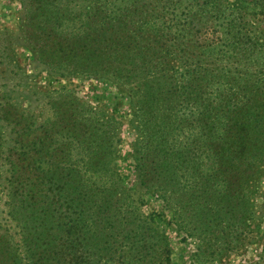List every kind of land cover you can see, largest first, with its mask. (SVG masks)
<instances>
[{
  "label": "rangeland",
  "instance_id": "374dc122",
  "mask_svg": "<svg viewBox=\"0 0 264 264\" xmlns=\"http://www.w3.org/2000/svg\"><path fill=\"white\" fill-rule=\"evenodd\" d=\"M102 2L104 0H101V4ZM172 3L180 9L173 15L165 13L162 0L152 5L154 10L150 0H137L135 3L131 0H113L110 2L112 5L107 1L102 6L105 8L106 4L113 13L120 7L124 10L120 17L125 18L128 13L127 22L131 23V19H134L135 28L140 24L143 26L139 30L144 32L138 36L142 40L141 47L149 43L152 36L150 33L163 32L169 37L175 36L176 39L184 41L179 46H188L190 58L195 61L200 56V48L185 42L188 31L196 30L188 26V22H184L186 18L183 8L187 7L189 0H172ZM210 5L213 6L208 9L210 12L198 11L190 20L196 22L199 17L204 20L207 30L204 32L205 51L210 48L212 55L207 60L214 63L216 72L213 73L221 71L223 78L220 79L219 74H214L215 82L211 83V78L203 85L205 89L214 91L213 94H216L218 87L221 90L219 97L227 96L232 101L235 100L236 104L230 112L235 115L240 111V105L260 102L264 95L256 92L264 90V0H214ZM97 7L98 0H70L66 12L71 19L64 23L72 26L76 32H85L88 27L94 26L97 27V33L104 18L103 13L93 14ZM216 7L221 13L217 14ZM157 11L161 13L158 17ZM115 16L117 17L116 14ZM179 18L183 21L180 22ZM116 20L118 21V17ZM27 21L26 0H0V234H12L15 241L20 239L21 229L16 225H23L29 220L31 206L27 207L28 203L44 206L45 209L58 207L61 203L64 207L59 211L63 218L58 220L62 225L58 224L53 229L57 230L56 236L63 235L59 243H68L71 238H76V234L66 233L68 227L65 226L74 223L72 220L76 216H86L92 209L98 215H106L113 204L116 210L111 211L110 215L120 214L119 218L114 219L118 230L133 226L144 229L148 226L151 235L167 243L169 264H264V163L259 166L260 190L251 199L254 209L249 220H245L244 232L234 239L233 246L223 249L218 241L222 235L216 231L207 213L202 198L203 190L186 194L182 199L183 204L177 205L176 200L163 199L164 185L158 176L151 173L143 180L142 173L146 169V163L141 148L138 147V140L144 141L145 132L141 128L145 122V114L152 109L153 102L145 94L146 89L141 87V65L129 60L121 61L116 62L112 69L93 72L91 65L83 57L74 54L73 46L68 47L64 41L62 49L57 47V38L53 40V37L49 43H45L48 40L42 36L33 42L29 34L32 27ZM177 22L182 30L176 28ZM64 23L54 30L66 34L64 27L67 25ZM116 25L125 27L126 23ZM104 34L105 32L97 39L101 40V47L107 44L102 38ZM70 37L74 40L73 36ZM50 47L55 49L53 54L46 52ZM191 97L196 99L192 94ZM257 98L261 100L256 101ZM209 99L204 98L203 101ZM78 104L81 108L91 109L93 122L97 121L100 125L98 122L102 121L109 130L105 149L110 161L108 163L106 157V166L101 168H104L105 175L112 176L111 198L104 196L107 202L99 197L92 204L89 199L82 200L74 196L65 204L73 192V187L67 188L62 184L55 190L54 180L49 178L50 174H45L43 178L38 175V180L33 185L37 188V194L30 200L25 186L28 179L26 172L19 167L18 160H11L18 154V150L16 153L11 152L14 150L13 140L23 131L22 126L17 131L18 121L26 124L32 120L36 126H55L62 123L61 116L57 114L58 110L64 111L69 106L72 108ZM211 106L216 109V104L212 103ZM180 109L188 111L186 108ZM181 120L188 127L190 120L186 116H182ZM41 135L45 133L34 134L37 138L42 137ZM56 137L60 138V134ZM55 142L47 145V148L39 142L42 147L39 157L47 165L59 157L66 159L65 151H58ZM22 152L21 150V155ZM70 152L74 153L75 150ZM202 156L206 162L209 160L208 153H203ZM77 160L78 156L71 154L70 161L75 163L69 167H78ZM193 173L190 166L184 165L176 175L192 181ZM13 189H16L14 193ZM173 191V195L182 193V190L175 188ZM110 231H113L112 227ZM40 243L41 240L38 239V245ZM209 246L214 248H208ZM32 250L39 251L33 245ZM78 250L87 253L89 249L79 241L75 248L68 249L65 254L68 256L70 251L80 253ZM126 259L121 264H131Z\"/></svg>",
  "mask_w": 264,
  "mask_h": 264
},
{
  "label": "trees",
  "instance_id": "16d2710c",
  "mask_svg": "<svg viewBox=\"0 0 264 264\" xmlns=\"http://www.w3.org/2000/svg\"><path fill=\"white\" fill-rule=\"evenodd\" d=\"M69 1L26 0L27 23L32 27L29 31L30 39L35 42L42 36L48 40L45 43H49L51 37L53 40L57 38L56 45L60 49L64 41L68 47L73 46L74 54L83 57L91 65L93 72L105 68L112 69L116 62L121 61L129 60L141 65V87L146 89L145 94L153 102L152 109L145 114V122L141 128L145 132L144 141L139 139V144L137 143L146 163V169L142 173L143 180L151 173L158 176L164 185L163 199L176 200L177 205L183 204L182 199L186 194L203 190L202 198L207 213L216 231L222 235L218 241L223 249L233 246L234 239L244 232L245 220H249L253 213L254 202L251 199L255 198L260 190L259 166L264 163V95L262 100L261 97L256 99L261 100L260 102L240 105V111L232 115L230 112L236 104L235 100L232 101L227 96L219 97L221 90L218 87L216 94L204 88L205 81L212 78L211 83L215 82L214 74H219L220 79L223 74L221 71L213 73L216 72L214 63L207 60L212 58V55L210 48L205 51L204 32L207 30L205 23L203 24L204 20L199 16L196 22L190 19L198 11L210 12L208 9L213 8L210 4L214 3V0H189L187 7L183 8L186 18L184 22H188L187 25L192 26V29L196 28L195 32L188 31L185 42H190L192 47L196 46L201 50L195 61L190 58L188 46H179L184 41L176 39L175 36L169 37L163 32L150 33L152 36L149 43L141 47L142 40L138 36L144 32L139 30L143 26L140 24L135 28L134 19H131V23L127 22L128 13L125 18L120 17L121 11H124L120 7L113 13L106 4L105 8L102 6L104 2L109 1L110 4L113 0H104L102 4L101 0H98V7L93 13H103L102 27L106 29L101 27L98 29L100 31L95 33L97 27L90 26L85 32H76L72 26L64 23L65 20L69 22L71 19L66 12ZM131 1L135 3L137 0ZM157 1L150 0L151 8ZM162 2L165 13L173 15L176 10H180L172 0ZM154 9L153 7L152 10ZM216 12L219 14L221 10L216 7ZM151 14H154V11H151ZM160 14V11H157L156 16ZM179 20L183 21L180 18ZM124 22L125 27L116 25H123ZM63 23L67 25L64 27L66 34L54 30ZM176 28L182 30L178 22ZM104 32L102 38L107 44L101 47V40L97 39ZM72 33L75 34L71 35ZM70 36H73L74 40H71ZM81 41L84 43L76 44ZM46 52L53 54L55 49L50 47ZM262 90L256 92L262 94ZM191 94L196 99H193ZM204 98L210 99L203 101ZM204 103L208 105L205 106ZM212 103L216 104V109L211 106ZM180 108H186L188 111H182ZM91 113V109L81 108L78 104L72 108L69 106L64 111L58 110L57 114L61 116L62 123L55 126H36L31 119L30 123L26 124L18 121L17 131L21 126L23 131L13 140L14 150L11 152L16 153L18 150V154L11 160H18L19 167L26 172L28 179L25 186L30 200L37 194V188L33 185L37 182L38 175L43 178L45 174H50L49 178L54 180L55 190L62 184L67 188L73 187V192L65 204L74 196L82 200L89 199L92 204L99 197L107 202L104 196L111 198L112 176L105 175L104 168H101L105 165L106 157L108 163L110 161L105 149L109 130L102 121L98 122L100 125L97 121L93 122ZM182 116L190 120L188 127L182 122ZM39 132L45 135L38 138L34 136ZM58 134L60 138L56 137ZM187 136L190 138H185ZM57 140L60 142H55ZM39 142L46 148L55 142L58 151H65L66 159L59 157L50 165L45 164V160L39 157L42 148ZM73 149L76 153L70 152ZM203 153H208L207 162L202 156ZM71 154L78 156V167H69L75 163L70 161ZM184 165L193 170L192 181L182 175H176ZM174 188L182 190V193L173 195ZM14 190L16 189H13V193ZM59 205L45 209L44 206L38 207L28 203L27 207L31 206L29 220L23 225L15 224L21 229L20 239L15 241L12 234H0V264H121L126 257L131 264H169L167 243L151 235L148 226L144 229L133 226L118 230L114 219L119 218L120 214L110 215L111 211L116 210L113 204L106 215H98L92 209L86 216L83 215V218L76 216L72 220L74 223L65 226L68 227L65 232L76 234V238H71L68 243H59L63 235L56 236L57 230L53 229L61 224L58 219L63 218L59 210L64 206L61 203ZM37 213L42 215L38 216ZM110 227L113 231H110ZM38 239L41 240L39 245ZM79 241L82 245H87L88 252L70 251L66 256V251L75 248ZM32 245L39 251L32 250ZM121 252H126V255Z\"/></svg>",
  "mask_w": 264,
  "mask_h": 264
}]
</instances>
